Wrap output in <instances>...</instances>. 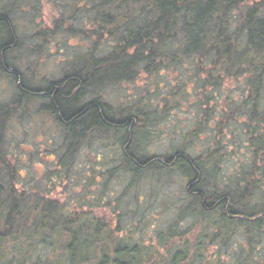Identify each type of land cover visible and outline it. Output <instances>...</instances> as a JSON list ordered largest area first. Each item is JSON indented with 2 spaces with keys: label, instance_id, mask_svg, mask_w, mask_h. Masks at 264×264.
<instances>
[{
  "label": "trees",
  "instance_id": "trees-1",
  "mask_svg": "<svg viewBox=\"0 0 264 264\" xmlns=\"http://www.w3.org/2000/svg\"><path fill=\"white\" fill-rule=\"evenodd\" d=\"M31 1L0 0V80L18 90L0 104V264H258L264 255V162L256 165L264 157V0H56L64 5L61 14L69 16L61 15L56 26L73 20L71 35L88 45L66 60L62 78L42 79L45 83L38 86L36 74L28 78L22 70L29 48L19 44L11 52L6 43L21 39L11 17L23 4L32 7ZM104 40L110 41L108 46ZM171 69L178 72V83L167 87L182 89L180 82H187L181 74L191 69L185 78L202 90L204 104L227 84L243 81L242 97L228 98L227 113L216 110L221 125L243 116L252 124L248 143L254 150L253 167L243 169L234 184H211L219 168L215 154L194 157L177 148L150 155L138 143L139 132H148L150 123L141 115L145 107L132 104L125 112L105 101L109 85L135 81L142 74L150 80ZM39 97L47 100L44 110L63 130L55 161L60 168L71 167L81 147L100 143L98 131H115L123 163L109 174L121 167L131 174L132 185L145 173L177 168L185 173L187 190L202 172L191 188L196 194L187 190L191 201L180 203L166 228L149 234L140 225L124 233L126 220L119 209H112L118 215L113 226L104 216L77 213L69 203L47 196L56 186L57 172L44 186L19 188V167L7 150L8 123L23 100ZM255 194L262 195L257 196L260 202L254 203ZM134 212L138 223L150 222ZM238 228L244 231L245 246L234 238Z\"/></svg>",
  "mask_w": 264,
  "mask_h": 264
},
{
  "label": "rangeland",
  "instance_id": "rangeland-1",
  "mask_svg": "<svg viewBox=\"0 0 264 264\" xmlns=\"http://www.w3.org/2000/svg\"><path fill=\"white\" fill-rule=\"evenodd\" d=\"M60 3L56 0H32L29 3L32 7L23 4L19 8L21 12L11 17L20 41L29 42L31 46L32 56L28 63L23 64L25 67L22 70L28 78L33 77L32 73L36 74L33 81L37 86L45 83H42V79L50 81L62 78V70L68 64L66 60H71L82 44L84 48L88 45V41L81 40L78 35H71L70 29H75V23L73 20L66 22L69 16L61 14L64 5ZM61 15L67 20H64L65 23L62 20L58 27L56 23ZM60 30L64 32L59 34ZM30 38H34L33 41ZM109 43V40H104L105 45ZM188 73L193 72L189 69L181 74H184L183 80L187 85L180 82V90L167 87L170 82L175 85L178 83L175 80L178 72L172 69L161 71L150 80L142 74L135 81L109 85L103 91L105 101L123 109L132 104L145 107L141 109V115L150 123L147 124L148 132H139L138 143L150 155L172 153L177 148H183L194 157L198 154H215V159L220 158L219 168L211 184L217 185V188L234 184L243 169L253 167L254 150L252 144L250 146L248 143L251 137L248 130H251L252 124L248 125L247 116H243L221 125V116L217 111L227 113L228 98L239 100L242 97L240 83L243 81L227 84L217 93L215 100L204 104L202 90H197L188 77L185 78ZM159 85L163 86L160 92ZM17 94L14 84L0 80V104L7 103ZM174 94L177 98L173 97ZM47 103L42 97L23 100L19 111L8 123L7 150L19 167V188H33L37 184L44 186L50 177L60 174L55 188L46 193L47 196L61 203H69L77 213L86 212L90 216L93 211L98 216H104L113 226L117 225L118 215L112 209H119L126 220L124 233L135 231L139 225L145 226L144 230L149 234L156 228H166L177 216L180 203L191 201L186 190L185 173L177 168L164 173H145L132 185L131 174L120 166L116 172L109 174L107 171L123 163L122 148L117 141L120 133L115 131H98L96 138L101 133L104 142L95 141L81 147L71 167L60 168L55 161L60 155L59 148L63 146V130L56 118L44 110ZM263 162L264 157L259 158L256 165L262 166ZM102 171V178L96 179ZM47 172L51 174L48 179ZM260 195H254V203L260 202L261 197H257ZM134 210L144 214L140 219L150 222L146 225L144 222L138 223L137 218L133 217L136 213ZM128 211L132 212L128 214ZM121 224L123 227V222ZM236 232V242L245 246L244 231L238 228ZM261 240L264 242V238ZM146 242L150 241L147 239ZM260 250L262 247H259L258 252L255 251L256 254ZM263 261L264 255L258 264Z\"/></svg>",
  "mask_w": 264,
  "mask_h": 264
},
{
  "label": "flooded vegetation",
  "instance_id": "flooded-vegetation-1",
  "mask_svg": "<svg viewBox=\"0 0 264 264\" xmlns=\"http://www.w3.org/2000/svg\"><path fill=\"white\" fill-rule=\"evenodd\" d=\"M33 39H34V38H30L29 40L33 41ZM6 43L8 44V47H7V48H8L11 52H12L14 49H16L17 45H19V44H20V45L25 44V46L28 47L29 50H31V49H30L31 46H30L29 42H28V43H22V41H20V40H16V41L13 40L12 42L7 41ZM31 54H32V53H31ZM31 56H32V55H31ZM28 68H29V66H28ZM33 76H35V75L33 74ZM31 78H32V77H31ZM201 174H202V172H198V174H197V175L199 176L198 181H196V183H192V185H190V186L187 187V190H188V191L190 190L192 194H193V193L196 194V192L192 191L191 188L194 187L195 185H198V183L201 181V179H202V178H201V177H202ZM187 178H188V177H187ZM188 180H189V179H188Z\"/></svg>",
  "mask_w": 264,
  "mask_h": 264
}]
</instances>
